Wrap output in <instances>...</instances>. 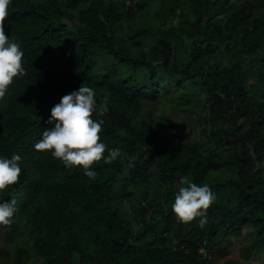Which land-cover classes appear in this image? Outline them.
I'll list each match as a JSON object with an SVG mask.
<instances>
[{"label": "trees", "instance_id": "16d2710c", "mask_svg": "<svg viewBox=\"0 0 264 264\" xmlns=\"http://www.w3.org/2000/svg\"><path fill=\"white\" fill-rule=\"evenodd\" d=\"M9 12L52 108L92 87L109 107L92 117L101 140L122 156L89 178L36 151V130L5 127L19 105L7 97L0 153L19 155L22 174L0 192L17 207L0 226V264H217L243 237L239 259L223 264H264V0H12ZM165 101L193 114L206 148L144 110ZM182 179L216 195L203 227L172 212Z\"/></svg>", "mask_w": 264, "mask_h": 264}, {"label": "clouds", "instance_id": "9594fccd", "mask_svg": "<svg viewBox=\"0 0 264 264\" xmlns=\"http://www.w3.org/2000/svg\"><path fill=\"white\" fill-rule=\"evenodd\" d=\"M11 4L12 0H0V108L9 96L17 97L19 105L8 115L5 127L11 126L21 132L36 130L29 146H34L38 152H50L68 167H82L84 175L93 178L97 175L90 170L94 163L103 160L105 164H111L122 156L120 148L109 150L102 142L104 121L92 118L94 113L105 116L109 111L108 103L106 100L98 103L94 89L82 84L78 90L64 95L52 108L51 97L45 89L38 87L41 81L25 70L24 52L11 36ZM21 9L17 17L27 20V11L24 6ZM20 32L33 48L32 35L21 28ZM51 124L54 125L52 128ZM8 157L0 153V192L17 184L22 174L21 157ZM180 184L172 212L181 223H192L199 218L203 227L207 223V212L216 200L215 193L207 184L197 185L186 179ZM16 212L15 201L0 203V226H11Z\"/></svg>", "mask_w": 264, "mask_h": 264}, {"label": "rangeland", "instance_id": "374dc122", "mask_svg": "<svg viewBox=\"0 0 264 264\" xmlns=\"http://www.w3.org/2000/svg\"><path fill=\"white\" fill-rule=\"evenodd\" d=\"M153 8L157 6V2L153 3ZM109 60H97L96 64L99 67H103L105 63H108ZM144 110L146 112L153 111L156 115V117L162 118L164 115H167L170 120H168V124L171 125L170 129L171 131H174L176 134H181L183 137H189L190 139H197L201 143H203V146L206 148L207 142L205 138L199 134H194L192 129L194 128L196 124L195 118H193V114L189 111H186L184 109L178 108V107H172L170 106L167 101L162 102L158 105H147L145 106ZM199 115H202V113H199ZM157 122L160 121V119H156ZM183 124L182 127L181 124ZM212 151L215 150V147L211 148ZM248 242L246 237H243L241 239H232V246L229 247L226 254H218L216 255V262L217 264H223L229 259L237 260L239 259V252L241 247ZM40 263V262H39ZM250 264H263V262L256 258L255 256H252L249 261Z\"/></svg>", "mask_w": 264, "mask_h": 264}]
</instances>
